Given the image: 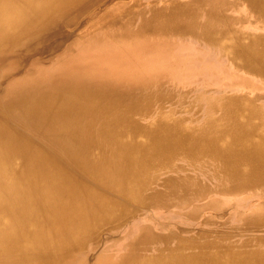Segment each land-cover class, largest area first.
Here are the masks:
<instances>
[{"label": "bare ground", "instance_id": "6f19581e", "mask_svg": "<svg viewBox=\"0 0 264 264\" xmlns=\"http://www.w3.org/2000/svg\"><path fill=\"white\" fill-rule=\"evenodd\" d=\"M254 2L0 0V264H264V95L164 113L149 80L215 72L140 57L191 37L264 77V36L224 26Z\"/></svg>", "mask_w": 264, "mask_h": 264}, {"label": "rangeland", "instance_id": "374dc122", "mask_svg": "<svg viewBox=\"0 0 264 264\" xmlns=\"http://www.w3.org/2000/svg\"><path fill=\"white\" fill-rule=\"evenodd\" d=\"M126 1H127L126 4H128L129 0H126ZM224 1L226 2V5L229 7H231V5H233L235 2V0H224ZM258 1H264V0H258ZM145 2L146 1H142V5L140 6L141 7L146 6L147 3ZM250 2L254 4L258 3V2L255 3L254 0H250ZM236 8L237 9H234L235 11H233V13L229 10H228V13L226 12L227 13L226 19L230 20L229 21L230 26L229 25H224V26L230 29L232 28L237 29V31L240 32L241 36L244 34L250 37L258 36V35L264 36V21L261 22V19L254 14L245 13L243 10L240 9L241 4H237ZM154 38H157L160 40L163 39L164 43L166 41L168 43L162 44L161 46H159V48H155L152 44H150V45H147L143 49L144 52L141 53L140 55L141 59L149 62L150 65L154 64V69L145 73V77H149L155 71H159V72L164 71L163 67L165 65H169L170 58H172L173 60H178L180 63L184 62V66L186 65L187 61L193 63L194 66H200L201 64H204V65H207L209 69H212L213 72H215L213 74L205 73L204 78L206 81L202 83L198 82L199 80L198 77L196 78L192 77L188 79L192 83L193 81H195L194 84L172 80L169 78V76L165 77V75H162V77L156 78L154 80L153 79L149 80V85L146 87V91L147 92L152 91V93L149 96L147 95L146 98L151 99L153 102H157L159 106L161 105L160 107H158V105L156 104L153 105L152 107H154L155 110L158 108L164 113H169L171 110H173L175 112H180V114L183 116H186L188 106L196 99L197 95H200L202 97L201 102L204 104V106L202 105L201 112L199 113V117L202 118L204 116V111L206 108L205 103L208 97L221 100L223 96H227V95H237L241 97H254V98L258 97L257 95L259 96L264 95V92H263L264 91V77H262V75H258L257 72L252 73V72L247 71L244 73V71H242L241 69H236V67L228 61V57L220 53V51H212V49H210L208 46L199 45V43L192 41L191 37L179 38V37L174 36L171 39L168 37H163V36H158V35L148 37L149 40H153ZM223 64H227V65H223ZM50 65L51 64H45V65H42V67L50 68ZM240 78L241 79L247 78V81L249 83H253L255 85L254 89L252 88L248 90L247 88L249 87H246V88H242L241 90L239 89V91L238 90L236 91L235 89H231L229 87H225V88L223 86L220 87L221 85L229 83V82L240 81ZM208 82L216 83L219 88L217 86H214V84H211ZM205 89L208 91V94H203L205 93L204 92ZM155 90H158V91H155ZM188 90H192V93L188 94L189 100H186V101H189V102L187 105H185L183 95ZM153 94L159 95V96H165V98L163 99V102L156 101L158 97L155 95L153 96ZM262 103L263 102H261V100L256 101V104L259 106L261 105V108L263 107L262 109L264 110V103L263 104ZM194 111H196V107L194 108ZM152 115L156 116L157 113H153ZM190 116H193V115H190ZM210 197L211 196L209 195L204 200L208 201ZM201 202H203V200ZM216 203L218 206H221V207L227 206V205L235 207L236 205L243 203V197H240L238 199H234V198L219 199L216 201ZM252 206L248 208L246 211L249 212L248 210H250ZM246 211L244 212V214H247ZM205 216H207V214H205ZM232 217L234 218L235 214L232 215ZM203 220L204 219H201L202 222ZM131 224L132 223H129L128 225L130 226ZM236 239L239 241L243 240L242 237H236ZM253 245H256V244H253ZM259 246H262V245H258L257 247Z\"/></svg>", "mask_w": 264, "mask_h": 264}]
</instances>
